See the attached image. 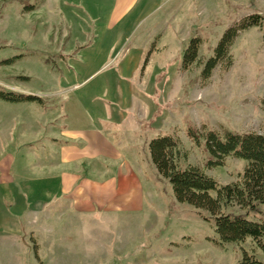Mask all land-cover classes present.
Segmentation results:
<instances>
[{
    "label": "rangeland",
    "instance_id": "1",
    "mask_svg": "<svg viewBox=\"0 0 264 264\" xmlns=\"http://www.w3.org/2000/svg\"><path fill=\"white\" fill-rule=\"evenodd\" d=\"M28 4L37 8L28 12ZM113 6V0H0V89L47 101L0 100V161L7 160L6 170L12 155L15 167L8 178L0 174V183L27 179L19 168L44 161L42 148L52 152L65 112L80 122L90 113L77 103L96 101L104 105L101 115L142 122L138 135L134 126L127 129L140 171V210L56 235L46 221L47 236L38 235L35 215L14 214L5 223L0 211V264H241L244 255L264 264V250L250 238L215 246L214 225L176 201L149 150L153 139L172 135L182 167H197L221 185L238 181L248 163L227 157L223 166L208 167L187 127L264 135V25L239 32L227 70L220 63L210 78L201 77L230 27L264 16V0H141L127 25L98 28L94 19L108 22ZM194 38L201 40L198 56L184 69Z\"/></svg>",
    "mask_w": 264,
    "mask_h": 264
},
{
    "label": "crops",
    "instance_id": "2",
    "mask_svg": "<svg viewBox=\"0 0 264 264\" xmlns=\"http://www.w3.org/2000/svg\"><path fill=\"white\" fill-rule=\"evenodd\" d=\"M140 1L113 0L108 22L99 17L94 19L95 25H127ZM77 104L90 117H82L78 122L67 110L60 131L51 137L52 152L42 148L44 161L37 158L36 164L19 168L27 173V179L0 183V211L5 223L7 218L12 221L14 214L24 219L35 215L38 235L47 236L50 232L45 230L46 221H51V232L56 235L67 226L80 224L86 230L85 226L92 222L99 225L107 217L139 212L140 171L135 161V143L127 129L134 126L133 134L138 135L142 122L138 121L136 126L125 115H101L104 105L96 101ZM9 158L6 170L7 160L0 161V174L7 178L15 168L13 156Z\"/></svg>",
    "mask_w": 264,
    "mask_h": 264
},
{
    "label": "trees",
    "instance_id": "3",
    "mask_svg": "<svg viewBox=\"0 0 264 264\" xmlns=\"http://www.w3.org/2000/svg\"><path fill=\"white\" fill-rule=\"evenodd\" d=\"M36 8V4L25 7L28 12ZM263 25L264 16L253 14L239 25L230 27L221 37L214 55L204 63L202 79L210 78L220 63L224 64L226 70L231 66L229 49L239 32ZM200 44V38L191 39L182 59L184 69L196 62ZM0 100L41 106L47 103L43 97L4 89H0ZM187 136L196 147H204L208 167L223 166L227 157H233L248 163L243 174L237 182L221 185L197 167H182L179 162V141L172 135H163L153 139L149 145L151 161L159 176L171 185L177 202L192 206L200 217L214 225L218 236L217 240L212 241L215 246L223 247L250 238L264 250V135L254 132H226L220 135L207 127L201 133L190 124ZM234 207L239 212L230 211ZM241 264L263 263L244 255Z\"/></svg>",
    "mask_w": 264,
    "mask_h": 264
}]
</instances>
